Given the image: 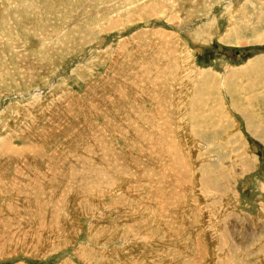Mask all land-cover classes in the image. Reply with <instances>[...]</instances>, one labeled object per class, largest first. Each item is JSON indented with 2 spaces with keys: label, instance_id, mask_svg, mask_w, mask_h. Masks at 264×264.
Listing matches in <instances>:
<instances>
[{
  "label": "rangeland",
  "instance_id": "rangeland-1",
  "mask_svg": "<svg viewBox=\"0 0 264 264\" xmlns=\"http://www.w3.org/2000/svg\"><path fill=\"white\" fill-rule=\"evenodd\" d=\"M263 58L264 0H0V264H264Z\"/></svg>",
  "mask_w": 264,
  "mask_h": 264
},
{
  "label": "bare ground",
  "instance_id": "bare-ground-1",
  "mask_svg": "<svg viewBox=\"0 0 264 264\" xmlns=\"http://www.w3.org/2000/svg\"><path fill=\"white\" fill-rule=\"evenodd\" d=\"M237 33V32H236ZM14 40V39H13ZM263 60H264V58H263ZM261 61V60H260ZM259 61V62H260ZM263 63V62H262ZM251 67V66H250ZM249 67V68H250ZM253 70H255V69H253ZM257 71H258V69H256ZM14 72V71H13ZM244 72V71H243ZM247 72V71H246ZM249 72V71H248ZM254 72V71H253ZM176 73V72H175ZM240 74L242 73L241 71L239 72ZM207 74V73H206ZM200 75V74H199ZM208 75H209V73H208ZM246 75V74H245ZM178 76H180L179 74H176V78L178 79L179 77ZM257 76V75H256ZM189 77V76H188ZM202 77V76H201ZM188 79V78H187ZM194 79H192V81H193ZM201 82H204V81H201ZM258 85V84H257ZM260 85V84H259ZM258 85V86H259ZM204 87H205V83H204V85H203ZM256 86V85H255ZM252 87H253V85H252ZM260 87V86H259ZM262 87V86H261ZM230 88V87H229ZM241 88V87H240ZM262 88H264V87H262ZM208 89V88H207ZM255 89V88H254ZM239 90V89H238ZM256 90H257V88H256ZM263 91H264V89H263ZM260 122V121H259ZM262 122V121H261ZM264 122V121H263ZM260 125H262V124H260ZM263 125H264V123H263ZM262 125V126H263ZM194 133H196L195 131H194ZM199 134V133H198ZM194 135V134H193ZM188 161H189V159H188ZM191 161V160H190ZM166 164H171V160L170 159H165V161H164ZM186 163H187V161H186ZM236 169V168H235ZM208 170H209V168H208ZM207 170V171H208ZM19 175V174H18ZM211 175V174H210ZM25 176V175H24ZM18 178H19V176H18ZM24 179V177L22 178V180ZM20 180H21V176H20ZM19 180V181H20ZM29 181H31V180H29ZM176 181V180H175ZM21 182V181H20ZM27 182V181H26ZM203 182V181H202ZM19 183V182H18ZM41 183H43V182H41ZM7 184V183H6ZM25 185V184H24ZM32 186V185H31ZM16 187V186H15ZM14 187V188H15ZM22 187H24V186H22ZM25 188V187H24ZM38 189H42V187L41 188H38ZM182 191H184V189L182 188L181 189ZM37 191V190H36ZM4 192V191H3ZM43 192V191H42ZM38 193V192H37ZM5 194V193H4ZM38 196H40V195H38ZM179 222V221H178ZM179 223H181V222H179ZM182 225H190V224H187L186 222H185V224H182ZM176 235V240H177V244H180V242H181V239H182V235L181 234H179V233H177V234H175ZM169 241H170V238H169ZM213 250V249H212Z\"/></svg>",
  "mask_w": 264,
  "mask_h": 264
}]
</instances>
